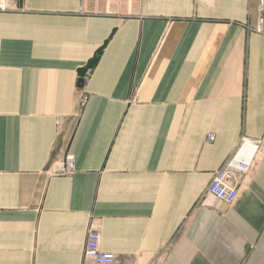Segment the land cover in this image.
Listing matches in <instances>:
<instances>
[{
  "label": "crops",
  "instance_id": "crops-1",
  "mask_svg": "<svg viewBox=\"0 0 264 264\" xmlns=\"http://www.w3.org/2000/svg\"><path fill=\"white\" fill-rule=\"evenodd\" d=\"M258 3L0 13V264H84L91 227L117 264H264L263 150L232 206L206 194L242 136L264 139ZM67 155L75 174L49 177Z\"/></svg>",
  "mask_w": 264,
  "mask_h": 264
},
{
  "label": "built area",
  "instance_id": "built-area-1",
  "mask_svg": "<svg viewBox=\"0 0 264 264\" xmlns=\"http://www.w3.org/2000/svg\"><path fill=\"white\" fill-rule=\"evenodd\" d=\"M17 0H0V13H10L18 11ZM249 31L260 36H264V0H259L257 9V21L254 27H249ZM84 83H90L87 78ZM87 96L83 95L80 105L84 106ZM215 140L214 134H209L208 142ZM263 150L264 139H251L242 136L233 154L226 162L213 174V178L208 185L207 195L215 197L227 206H232L239 198L243 187L255 172L258 164V155ZM264 157V153H262ZM76 172L74 157L67 155L56 160L49 168V177H69ZM84 264H117L115 254L105 252L102 249V234L99 227H91L86 236Z\"/></svg>",
  "mask_w": 264,
  "mask_h": 264
}]
</instances>
